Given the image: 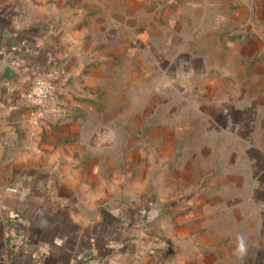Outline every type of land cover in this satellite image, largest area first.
<instances>
[{
    "label": "rangeland",
    "instance_id": "obj_1",
    "mask_svg": "<svg viewBox=\"0 0 264 264\" xmlns=\"http://www.w3.org/2000/svg\"><path fill=\"white\" fill-rule=\"evenodd\" d=\"M1 11L57 53L56 102L32 113L40 143L98 149L72 157L84 170L57 173L71 210L113 213L146 264L257 263L264 0H0ZM76 122L81 136L60 140Z\"/></svg>",
    "mask_w": 264,
    "mask_h": 264
},
{
    "label": "crops",
    "instance_id": "obj_2",
    "mask_svg": "<svg viewBox=\"0 0 264 264\" xmlns=\"http://www.w3.org/2000/svg\"><path fill=\"white\" fill-rule=\"evenodd\" d=\"M38 32V27L22 26L1 11L0 264H146L143 244L133 247L132 228L113 213L86 220L68 207V199L56 195L58 186L65 185L60 182L67 181L57 173L79 172L87 166L72 157L99 152L54 144L51 136L40 143L37 120L25 95L37 77L56 79L57 53ZM68 105L88 110L78 101ZM71 126L62 125L60 140L81 136L79 123ZM36 172L45 175H21ZM261 236L253 241L256 264H264Z\"/></svg>",
    "mask_w": 264,
    "mask_h": 264
},
{
    "label": "built area",
    "instance_id": "obj_3",
    "mask_svg": "<svg viewBox=\"0 0 264 264\" xmlns=\"http://www.w3.org/2000/svg\"><path fill=\"white\" fill-rule=\"evenodd\" d=\"M25 100L32 113L56 102L54 85L50 78L37 77L25 95Z\"/></svg>",
    "mask_w": 264,
    "mask_h": 264
},
{
    "label": "clouds",
    "instance_id": "obj_4",
    "mask_svg": "<svg viewBox=\"0 0 264 264\" xmlns=\"http://www.w3.org/2000/svg\"><path fill=\"white\" fill-rule=\"evenodd\" d=\"M240 247H241V250H243V243H241V246Z\"/></svg>",
    "mask_w": 264,
    "mask_h": 264
}]
</instances>
